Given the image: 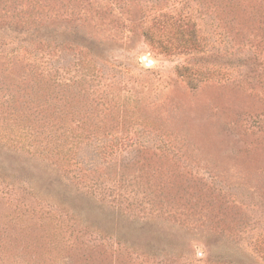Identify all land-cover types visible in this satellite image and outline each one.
<instances>
[{
    "label": "rangeland",
    "instance_id": "1",
    "mask_svg": "<svg viewBox=\"0 0 264 264\" xmlns=\"http://www.w3.org/2000/svg\"><path fill=\"white\" fill-rule=\"evenodd\" d=\"M135 1L173 8V0ZM205 12L196 10L200 24L187 26L195 48L165 49L168 29L147 35L139 20L84 26L74 19L72 32L59 23L54 52L32 59L53 68L60 116L77 110L87 119L84 153L127 170L122 182L139 189L138 206L147 207L150 194L147 220L138 209V218H121L120 233L139 255L123 249L121 260L101 264H264V25L235 29L217 10ZM20 57L26 74L28 56ZM104 152L111 156L99 157ZM37 164L34 174L45 182ZM27 192L0 196V264L81 263L62 243L64 226L15 212L19 199L39 203Z\"/></svg>",
    "mask_w": 264,
    "mask_h": 264
},
{
    "label": "trees",
    "instance_id": "2",
    "mask_svg": "<svg viewBox=\"0 0 264 264\" xmlns=\"http://www.w3.org/2000/svg\"><path fill=\"white\" fill-rule=\"evenodd\" d=\"M64 6L70 10H62ZM126 7L128 13H133L131 16H125ZM204 8L205 15L208 10H217L220 22L230 21L235 29L255 23L264 25V0H173L169 11L144 2L140 5L135 0H0V180L4 183L0 196L15 198L18 189L23 188L37 198V206L19 199L15 212L41 223L54 219L64 226L66 237L63 235L62 243H70L74 258L81 262L78 264H101L115 256L121 260L123 249L129 256L139 255L127 244L126 235L120 233L121 218L123 214L137 217L138 209L147 220L154 208L150 194L143 199L148 206H138L139 189L132 182H122L124 176H131L127 170L99 166L95 158L84 153L82 145L89 138L87 119L78 116L77 110L71 118L68 112L60 116L53 68L42 67L32 59H38L41 50L54 52L59 23L65 25L64 31L72 32L69 26L74 19L84 26L109 20L116 24L131 22V26L139 20L146 24L147 35L157 33L155 26L168 29L172 36L161 42L165 49L172 45L195 48L199 45L187 26L200 24L195 20L196 10ZM117 11L120 15L112 18ZM240 34L236 31L235 36ZM21 52L28 56L23 57L26 74L22 64L15 61L22 60ZM42 82L47 83L46 90L41 89ZM110 156L104 152L99 157ZM34 161L49 177L45 182V178L34 174ZM91 216L95 221L102 218L107 227H99ZM110 241L119 247H113ZM48 242L53 245L54 239Z\"/></svg>",
    "mask_w": 264,
    "mask_h": 264
}]
</instances>
